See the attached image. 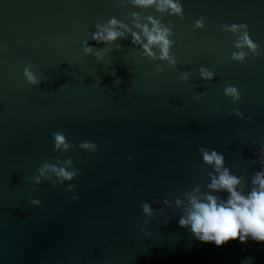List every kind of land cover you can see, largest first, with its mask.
<instances>
[{"label":"water","instance_id":"water-1","mask_svg":"<svg viewBox=\"0 0 264 264\" xmlns=\"http://www.w3.org/2000/svg\"><path fill=\"white\" fill-rule=\"evenodd\" d=\"M225 173L262 190L264 0H0V264H264L179 226Z\"/></svg>","mask_w":264,"mask_h":264},{"label":"clouds","instance_id":"clouds-1","mask_svg":"<svg viewBox=\"0 0 264 264\" xmlns=\"http://www.w3.org/2000/svg\"><path fill=\"white\" fill-rule=\"evenodd\" d=\"M111 38H115L112 34ZM62 140V137H58ZM208 162L213 157L205 156ZM217 164L222 161L217 159ZM261 191H254L249 198H244L236 191L239 181L227 173L213 182L215 189H226L231 193L228 203L218 204L216 198L209 196V203H198L193 200V208L188 220L181 219L180 227L191 223L192 231L204 243L214 242L217 247H223L226 242L240 240L246 243L249 235L256 242H264V180L258 181ZM243 232V237H241Z\"/></svg>","mask_w":264,"mask_h":264}]
</instances>
